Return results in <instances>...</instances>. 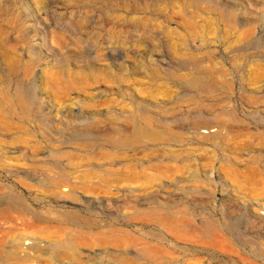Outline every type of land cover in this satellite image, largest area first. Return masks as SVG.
Segmentation results:
<instances>
[{"label":"rangeland","instance_id":"obj_1","mask_svg":"<svg viewBox=\"0 0 264 264\" xmlns=\"http://www.w3.org/2000/svg\"><path fill=\"white\" fill-rule=\"evenodd\" d=\"M0 245L264 264V0H0Z\"/></svg>","mask_w":264,"mask_h":264},{"label":"bare ground","instance_id":"obj_2","mask_svg":"<svg viewBox=\"0 0 264 264\" xmlns=\"http://www.w3.org/2000/svg\"><path fill=\"white\" fill-rule=\"evenodd\" d=\"M151 219V218H150ZM172 219V218H171ZM166 220V219H165ZM169 221V220H168ZM172 221V220H171ZM165 224V223H164ZM177 226V225H176ZM182 227V226H181ZM91 234H93L92 233V231H86V230H83V229H79L78 231H77V238H81V237H88V236H90ZM202 234V233H201ZM77 240V239H76ZM70 243V241L68 242V244ZM66 245V244H65ZM0 247H1V245H0ZM151 248H153V247H151Z\"/></svg>","mask_w":264,"mask_h":264}]
</instances>
